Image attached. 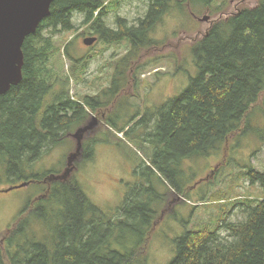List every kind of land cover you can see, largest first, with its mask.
<instances>
[{
  "label": "trees",
  "instance_id": "obj_1",
  "mask_svg": "<svg viewBox=\"0 0 264 264\" xmlns=\"http://www.w3.org/2000/svg\"><path fill=\"white\" fill-rule=\"evenodd\" d=\"M172 1L149 0L147 12L136 23L118 16L116 27H111L106 17L115 7L113 0H54L51 14L26 37L23 80L0 95V185L6 176L9 186L43 180L47 186L42 203L33 198L21 210L16 226L10 227L6 259H0V264H134L162 215L155 207L158 202L167 205L170 192L188 195L174 179L183 158L207 156L234 135L248 131L264 143V125L252 122L257 110L264 116V0H258L254 6L213 21L194 43L198 73L183 93L140 119L136 112L119 127V133L126 135L135 125L146 128L139 134L146 160L135 170L141 182L115 214L109 216L94 204L76 176L51 170L44 177L26 171L63 143L67 133L86 125L92 112L113 102L112 94L116 97L119 88L126 86L123 70L130 63L129 56L156 42L151 32L174 7ZM176 1L210 7L213 0ZM78 13L101 43L127 41L132 47L120 60L122 70L117 66L112 86L83 99L71 95L70 82L82 78L91 56L77 55L74 39L62 46L57 40L59 34L77 29ZM59 53L71 62L66 73L55 65ZM96 141L95 137L82 141L81 159L74 162V169L92 159ZM4 164L6 175L1 171ZM244 176L264 188V172L252 167L239 180ZM156 178L169 184L165 194L156 192ZM232 203L230 211L240 203L245 219L222 223V217L215 227L211 221L195 223L177 239L176 254L169 264H264V196L241 197ZM31 217L52 225L50 237L40 239L30 232ZM129 235L141 237L138 247L122 250L120 246L131 242Z\"/></svg>",
  "mask_w": 264,
  "mask_h": 264
},
{
  "label": "rangeland",
  "instance_id": "obj_2",
  "mask_svg": "<svg viewBox=\"0 0 264 264\" xmlns=\"http://www.w3.org/2000/svg\"><path fill=\"white\" fill-rule=\"evenodd\" d=\"M113 1L115 7L110 9L106 17L111 27H116L118 16L134 24L148 10L149 0H118V3ZM257 1L213 0L209 7L200 2L194 4L183 1L180 5L173 0L174 7L151 32V37L156 42L144 45L133 57L132 54L129 56L130 63L123 70L126 79L124 89L119 88L120 93L116 97L113 93V102L97 112H92L86 125L67 133L63 143L44 153L34 162L32 169L28 167V174L42 173L45 177L48 171L55 170L62 172L63 176H76L94 204L109 216L115 214L132 188L141 182V177L135 170L146 158L139 135L146 128L135 125L126 135L119 133V127L128 122L136 112L140 119L155 112L168 99L183 93L198 73L192 52L194 43L207 32L213 21L224 18L241 7L254 6ZM204 16H208L209 20H203ZM82 21L83 15L78 13L75 17L77 29L61 33L57 37L60 46L74 39L77 55L91 56L82 78H73L70 82L71 95L75 99L95 96L111 87L117 66L122 70L120 60L132 50L127 41L110 45L97 41L92 46L85 45L83 40L86 37L97 35L91 34L93 31ZM54 62L56 66L64 68L65 73L71 65L61 53L55 56ZM60 74L63 75L62 72ZM254 115L252 122L262 127L263 114L257 110ZM107 117L110 120H105ZM85 127L88 129L82 134L79 130ZM237 135L231 137L228 144H221L220 148L211 150L207 156L182 159L180 171L175 174L174 179L183 189L188 190V195L183 197L170 192L171 201L167 205L164 201L158 202L155 207L157 211L164 212V216L156 221L145 248L140 251V258L134 264H169L176 254L177 239L195 223L211 221L215 227L221 223L222 217L225 218L222 223L226 220H243L245 214L242 213V206L238 203L230 211L234 205L232 202L246 196H264V188L260 184L249 183L245 176L239 180L252 167L264 172V143L251 131ZM92 137L97 138L92 159L74 169V162L80 155H72L77 151L79 140ZM5 169L6 165H1L2 173L6 175ZM4 177L0 190L9 187V182ZM161 178L166 182L165 177ZM169 187L168 183L156 178V192L165 194ZM45 189L44 183L33 182L8 192L0 191V259H6L8 237L3 242L2 239L7 229L16 223L21 210L33 198L42 203ZM224 206L226 214L222 209ZM29 224L30 232L40 239L52 234V225L44 219L36 220L31 217ZM15 226L16 224L13 228ZM128 238L131 242L120 246L122 250L138 247L137 242L141 237L129 235Z\"/></svg>",
  "mask_w": 264,
  "mask_h": 264
},
{
  "label": "water",
  "instance_id": "obj_3",
  "mask_svg": "<svg viewBox=\"0 0 264 264\" xmlns=\"http://www.w3.org/2000/svg\"><path fill=\"white\" fill-rule=\"evenodd\" d=\"M54 0H0V95L10 91L13 86L23 80L24 52L23 44L31 34H34L40 23L51 14ZM203 20H209L204 16ZM98 36H88L83 40L87 46L98 41ZM88 128L79 131L84 133ZM90 129V128H89ZM82 139L79 140L76 153L80 155ZM75 158H72V160ZM31 181L1 189L8 192L15 188L27 186Z\"/></svg>",
  "mask_w": 264,
  "mask_h": 264
},
{
  "label": "flooded vegetation",
  "instance_id": "obj_4",
  "mask_svg": "<svg viewBox=\"0 0 264 264\" xmlns=\"http://www.w3.org/2000/svg\"><path fill=\"white\" fill-rule=\"evenodd\" d=\"M31 182H33V181H31ZM42 182L47 186V183H46L47 181H46V180H43ZM43 196H44V195H43ZM161 214H162V215H161L160 218H162V217L164 216V212H162ZM6 232H7V233H6V235L4 236V238L2 239V242H3L4 240H6V238L8 237V233L10 234V233L12 232V230H11L10 228H8Z\"/></svg>",
  "mask_w": 264,
  "mask_h": 264
},
{
  "label": "bare ground",
  "instance_id": "obj_5",
  "mask_svg": "<svg viewBox=\"0 0 264 264\" xmlns=\"http://www.w3.org/2000/svg\"><path fill=\"white\" fill-rule=\"evenodd\" d=\"M99 95V94H98Z\"/></svg>",
  "mask_w": 264,
  "mask_h": 264
}]
</instances>
